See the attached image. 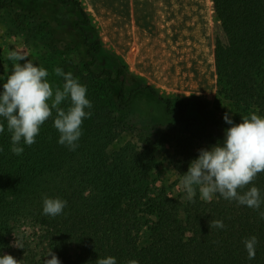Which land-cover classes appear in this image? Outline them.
Instances as JSON below:
<instances>
[{
    "label": "trees",
    "instance_id": "trees-1",
    "mask_svg": "<svg viewBox=\"0 0 264 264\" xmlns=\"http://www.w3.org/2000/svg\"><path fill=\"white\" fill-rule=\"evenodd\" d=\"M44 1L37 8H22L13 0L0 4L17 8V23L45 34L51 51L61 46L63 53L80 52L83 70L73 76L87 86L93 106L86 111L92 115L83 120L75 150L58 143L53 112L33 145L21 142L24 152L19 156L11 152V133L0 118L5 124L0 133V254L24 259V264H44L50 251L61 264H95L108 256L117 264L131 259L139 264H264V219L259 215L264 204L256 210L219 195L204 201L198 190L194 202L189 201L184 191L155 174L158 156L169 144L200 140L210 147L223 140L224 130L212 123L206 133H199L200 120L189 114L186 100L163 97L151 85L132 86L123 66L98 68L101 42L91 41L85 31L93 20L88 3ZM158 4L163 23L179 42L178 53L189 63H202L211 74L209 81L231 106L255 108L264 115L259 83L264 72V0ZM63 7L75 9L80 19L66 24L58 10ZM77 33L84 43L74 40ZM67 65L61 62L58 67L70 72ZM63 83L58 77V85ZM140 97L158 103L162 122L156 128L141 126V147L128 142L109 154L108 147L131 129L129 114ZM68 104L66 100L61 106ZM253 185L264 197V172L248 188ZM45 195L68 201L61 215L43 214ZM212 219L222 220L225 227L210 229ZM144 231L149 241L141 246ZM251 236L258 244L255 258L249 260L244 240ZM17 239L23 248L11 246Z\"/></svg>",
    "mask_w": 264,
    "mask_h": 264
},
{
    "label": "rangeland",
    "instance_id": "rangeland-1",
    "mask_svg": "<svg viewBox=\"0 0 264 264\" xmlns=\"http://www.w3.org/2000/svg\"><path fill=\"white\" fill-rule=\"evenodd\" d=\"M13 1L22 8L32 4L37 8L45 2ZM46 1L54 3V0ZM82 1L90 5V15L93 19L92 24L85 27V31L91 36V41L101 42L102 52L98 68L115 69L123 66L132 86L151 85L163 97L186 100L189 103V114L200 120L197 132L206 133L212 123H216L223 130L230 127L223 119L225 112H230L235 123L241 122L242 117H250L252 113L264 117L255 108L231 106L209 81L212 77L206 67L202 63H189L178 53L179 42L162 21L158 0ZM16 9L12 10L5 4H0V70L4 73L1 74L0 80L5 83L10 75L14 62L8 59V54L18 47H22L29 54L28 59L49 71L48 80L54 86L62 87L58 85V76L56 77L53 71L61 62L67 63L70 72L78 77L83 70L80 52L71 49L63 53L59 49L61 46L58 47L59 50L51 51L44 42L45 34H34L30 27L17 23L15 14L19 10ZM58 10L63 11L62 20L66 24H69L70 20L80 19L78 12L72 7ZM76 37V42L80 40V44L82 41L84 43L80 33H77ZM259 83L264 88V72L259 78ZM2 84L0 81V87ZM129 119L132 122L131 129L122 132L108 147L109 154L128 142L141 147L139 129L144 126L156 128L162 122L163 114L158 103L152 98L140 97L130 111ZM205 147L206 143L200 140L194 143L182 141L179 145L176 142L169 144L164 153L158 156L160 166L155 174L178 188L190 162L198 157V150ZM179 189L183 191L182 188ZM31 232V229H28V233ZM148 237L147 231L141 233V246L148 244Z\"/></svg>",
    "mask_w": 264,
    "mask_h": 264
},
{
    "label": "clouds",
    "instance_id": "clouds-1",
    "mask_svg": "<svg viewBox=\"0 0 264 264\" xmlns=\"http://www.w3.org/2000/svg\"><path fill=\"white\" fill-rule=\"evenodd\" d=\"M28 57L22 47L9 52L8 59L14 63L0 92V118L6 121L7 130L11 133V152L21 155L24 152L21 142L33 145L41 127L53 117V112V126L60 134L58 143L75 150L82 136L83 120L92 115L91 111H86L93 106L87 98V86L80 83L72 72H65L61 67H55L53 71L56 76L63 77L64 83L62 87L54 86L48 80L49 71ZM66 100L69 101L68 106L62 107ZM223 119L230 125L224 130L223 140L198 150V157L190 162L177 187L182 188L189 201L194 202L198 190L200 199L204 201L210 202L215 195H219L225 200L259 210L264 204V197L258 187L253 185L248 188V185L264 172V117L252 113L235 123L230 112H225ZM4 131L5 124L0 122V133ZM2 151L3 148H0ZM67 204L65 199L45 195L43 214L52 217L61 215ZM259 215L264 219V211ZM209 227L223 229L225 225L222 220L212 219ZM257 244L256 236L244 240L249 260L255 258ZM11 246L23 248L18 239ZM46 257L51 258L44 260V264H61L53 251ZM0 264H24V259L18 260L9 253H3L0 254ZM95 264H117V260L108 256L99 258ZM127 264H139V261L131 259Z\"/></svg>",
    "mask_w": 264,
    "mask_h": 264
}]
</instances>
